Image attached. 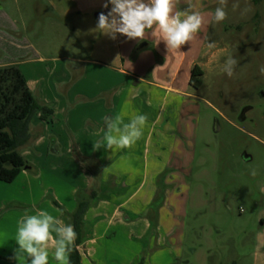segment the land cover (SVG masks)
<instances>
[{"label":"rangeland","instance_id":"obj_1","mask_svg":"<svg viewBox=\"0 0 264 264\" xmlns=\"http://www.w3.org/2000/svg\"><path fill=\"white\" fill-rule=\"evenodd\" d=\"M84 1L86 14L80 19L76 0H0V68L25 61L36 65L39 59L44 66L66 68L72 59H93L94 51L79 45L83 33L79 24L97 25L93 0ZM234 2L228 0L225 21L212 23L207 44L215 42L216 47H206V72L202 87L192 91L195 98L177 99L174 112V99L165 101L159 129L169 125L167 140L181 143L184 155L155 180L158 192L149 209L157 219L151 218L149 235L143 240L112 239L107 244V264H158L153 256L167 255L169 250L177 256L172 264H260L258 255L264 252L259 240L264 232V75L259 68L264 65V0L256 6L251 0H239L236 10ZM210 6L214 14L218 0ZM245 7L251 10L242 15ZM229 55L238 61L232 77L222 70ZM174 56L173 66L181 61L179 53ZM162 160L165 163L171 157ZM133 184L117 191L130 195L140 185L139 181ZM0 186L10 184L0 182ZM144 192L146 188L139 196ZM161 217L165 229L177 233L166 237L164 245L152 241ZM133 249L136 255L128 252ZM13 250V245L0 244V264L14 262Z\"/></svg>","mask_w":264,"mask_h":264},{"label":"crops","instance_id":"obj_2","mask_svg":"<svg viewBox=\"0 0 264 264\" xmlns=\"http://www.w3.org/2000/svg\"><path fill=\"white\" fill-rule=\"evenodd\" d=\"M84 2H75L80 19L86 14ZM105 2L93 0L94 19L97 12L111 10L110 3L108 8L103 7ZM211 2L179 0L177 10H183L191 3L205 17V25L194 42L183 46L181 51L168 52L163 42L154 45L152 30L142 41L128 40L120 34L113 40L95 31V24L89 22L88 27L79 24L83 30L79 45L94 51L93 59L68 60L72 64L66 68L44 66L40 59L36 65H32V61L16 64L35 99L41 105L51 107L54 115L47 122L40 121V115L31 122V139L20 152L32 169L22 171L10 186H0V244L17 248L14 240L18 221L38 210H46L69 224L64 212L74 213L77 196H88L92 192H96L98 198L84 217L86 242L78 248L82 264H107L110 256L107 244L112 239L131 242L149 235L151 218L157 219L156 215L151 217L153 210L149 209L158 192L155 180L183 154H180L181 143L167 140L166 134L171 130L169 125L162 126L161 131L159 122L165 101L170 97L174 99L173 112L177 99L195 98L190 79L195 66L202 71L207 66L203 57L213 23ZM175 53L181 55V61L173 66L171 61H174ZM125 108L129 115L136 112L147 115L142 138L131 149L115 153L104 147L94 150L93 144L106 134L104 118L115 116ZM166 151L170 154L166 155ZM167 156L171 161L164 163L162 159ZM145 166L147 171L144 172ZM135 181L140 185L130 195L123 196V191H117L134 186ZM143 188L146 192L139 196L138 192ZM13 208L23 212L17 215ZM163 225L161 217L157 238H152L159 245L165 244L166 237L177 234ZM259 240L264 247V232ZM48 251L49 264H57L52 259L53 249L49 247ZM128 252L137 254L134 249ZM259 254L260 264H264V252ZM153 257L160 261L158 264H172L177 256L169 250L167 255L160 252ZM15 261L11 264H17Z\"/></svg>","mask_w":264,"mask_h":264},{"label":"clouds","instance_id":"obj_3","mask_svg":"<svg viewBox=\"0 0 264 264\" xmlns=\"http://www.w3.org/2000/svg\"><path fill=\"white\" fill-rule=\"evenodd\" d=\"M109 3L111 10L107 14H99L95 31L113 40L120 34L128 40L142 41L152 30L154 45L163 42L168 52L181 51L183 46L196 39L205 25V17L191 3L183 10H177L179 0H106L103 7L108 8ZM218 3L211 18L214 23L227 19L228 0H218ZM239 7V0H235L233 10ZM250 10L245 7L241 14L245 15ZM215 47V42L207 44L208 49ZM237 64L238 61L229 55L222 70L232 77ZM259 72L264 75V65ZM147 122L146 114L136 112L129 115L126 108L115 116H106V134L93 144V149L104 147L112 153L131 149L142 138ZM252 174L255 175L254 170ZM76 239L72 224H65L46 210H38L18 221L14 240L18 247L13 250L12 259L17 264H49L48 249L51 247L52 259L57 264H71L70 255Z\"/></svg>","mask_w":264,"mask_h":264},{"label":"trees","instance_id":"obj_4","mask_svg":"<svg viewBox=\"0 0 264 264\" xmlns=\"http://www.w3.org/2000/svg\"><path fill=\"white\" fill-rule=\"evenodd\" d=\"M256 6L263 0H251ZM203 72L195 66L191 73L190 86L199 90L203 85ZM26 77L18 66L0 68V182L11 184L24 170H31V165L20 149L31 139L30 125L40 115V121L47 122L54 115L51 107L41 105L29 90ZM52 152V149H51ZM98 198L96 192L77 196V209L72 214L64 212L67 223L72 224L77 239L70 255L71 264H82L78 248L86 242L84 217L93 201ZM57 208L61 206L53 201ZM154 227V223H152ZM264 226V222H262Z\"/></svg>","mask_w":264,"mask_h":264},{"label":"water","instance_id":"obj_5","mask_svg":"<svg viewBox=\"0 0 264 264\" xmlns=\"http://www.w3.org/2000/svg\"><path fill=\"white\" fill-rule=\"evenodd\" d=\"M101 12H103L104 14H107V13L109 12V9H103L102 11L97 12V13L95 14V18H96V19H98L99 14H100Z\"/></svg>","mask_w":264,"mask_h":264}]
</instances>
